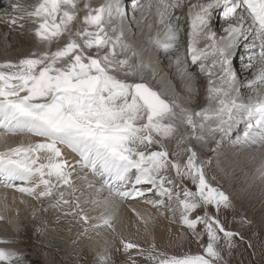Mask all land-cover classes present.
I'll return each mask as SVG.
<instances>
[{
    "label": "snow or ice",
    "instance_id": "6c2138e0",
    "mask_svg": "<svg viewBox=\"0 0 264 264\" xmlns=\"http://www.w3.org/2000/svg\"><path fill=\"white\" fill-rule=\"evenodd\" d=\"M8 8L0 19L22 35L26 29L34 46L21 58L0 61V142L9 134L38 139L0 150V184L37 200L51 198L50 207L84 224L96 219L92 228L111 229L114 217L85 212L74 183L78 168L97 178V192L108 193L85 203L108 208L116 199L156 195L160 199L146 202L159 206L166 197L196 241L206 235L207 243L171 257L153 245L148 257L156 264H225L221 241L231 250L234 238L243 237L209 213L231 201L209 182L204 165L211 161L200 160L191 142L215 151L217 134L227 136L243 122L235 143H264V0H135L131 18L125 0H10ZM218 9L221 35L211 23ZM133 26L139 42L130 39ZM242 42L251 50L246 69L252 72L243 82L232 59ZM161 53L170 62L174 56L186 88H193L196 68L207 78L205 106L186 107L167 76L157 81L161 88L152 86L146 73L157 79ZM166 141H175L176 150ZM260 161L257 174L264 180V153ZM121 244L144 255L135 242ZM0 264H22V255L0 247ZM129 264H135L131 257Z\"/></svg>",
    "mask_w": 264,
    "mask_h": 264
},
{
    "label": "bare ground",
    "instance_id": "6f19581e",
    "mask_svg": "<svg viewBox=\"0 0 264 264\" xmlns=\"http://www.w3.org/2000/svg\"><path fill=\"white\" fill-rule=\"evenodd\" d=\"M9 2L10 0H0V16H2L5 10L10 11L8 8ZM93 2L97 3L99 0H93ZM125 3L129 5L128 17L131 18L135 0H125ZM186 11L187 8L185 6V8L177 14L183 16ZM181 23L186 29V20H182ZM211 23L218 35L223 34L222 28L225 26V21L222 16V9H218L213 13ZM132 30L136 35L130 37V39L137 42L141 41L143 37L140 34V30L135 26H133ZM181 43L186 48V31H182L181 33ZM246 43L250 45L251 39ZM33 46L34 39L28 34L26 29L22 35L19 29L10 30L8 25L0 19V61L4 59L16 60L21 58L32 51ZM235 52L240 55V58L247 61V64L241 66L242 72H238V78L243 82L252 76V73H249L250 71L246 69L249 63L248 57L251 55V50L245 47V43L242 42ZM233 58L234 55L232 59ZM157 60L159 63L157 79L153 81L151 73H146V78L149 82L155 85L161 76H167L168 82L185 101L186 107L198 110L199 107L206 105L207 78L198 73V68L195 69L197 72L195 84L192 89H188L184 86L179 75L175 71L174 56L170 62L169 57L161 53V55L157 57ZM233 67L237 70L234 64ZM243 129L244 124L241 122L235 126L230 133L239 136L243 133ZM236 130L240 133L236 132ZM217 137H219V134H217ZM221 138L223 139L224 136ZM235 138L231 141L227 140L229 142L228 144L224 143L225 141L223 142V147L221 145L222 150L220 152L221 159L219 158L218 160L224 167V172H229L230 176L228 178V183L232 186L235 184V175H238L235 169L237 168L242 172L237 176L242 180L240 188L234 190L232 186L229 185V187L235 191L236 199L243 207L252 206L257 208L261 206L258 216H254L249 212V216L252 220L255 219L257 224H261L264 222V207H262L264 203V180H261L257 174V168L261 163L260 155L264 153V143L258 139L254 143H241L240 147L239 144L235 142L232 143ZM36 139L38 138L28 135L9 134L6 138V143L0 142V150L6 147L16 146L21 142L28 143L35 141ZM188 143L187 141V144ZM191 143L197 148L199 158L203 152L210 151L207 145L201 147L199 143L194 140ZM230 144H234L237 148H233V145L231 147ZM69 158L71 159V157ZM200 160H202V158H200ZM205 174L209 180L211 177L209 176L210 174H207L206 168ZM96 180L97 178L93 177L88 170L78 168L74 176L75 186L79 189L76 195L80 196L81 206L90 217L95 218L102 213L105 215H112L114 219L112 222L113 228L111 229L107 227L92 228L91 224L98 223L96 219H91L89 224H84L78 217L72 215L65 216L60 210L50 207V205L54 203V200L51 198L37 200L34 197L22 195L14 188L5 187L3 184H0V215L4 216V219L0 220V240L10 241L8 244H0V247L13 248L19 252L24 248V244L22 243L23 238L25 240H33V242H37V244L43 245L44 247L52 248L54 253L61 252L65 258L73 253H77L78 259L76 261L80 259L84 264H87L89 261L87 257L88 254L90 255V261L94 258L98 259V261L112 263L111 260L109 261V256L112 254L114 255L117 251L124 250L121 239L135 243L140 241L149 244V247L145 245L150 250H152L153 245L155 247L163 246L164 248L170 249L173 248V245H178L179 247L181 242L185 241L190 235L191 232H188L189 230L187 227L181 222L180 211L176 208V202L169 201L166 197L163 198V203L159 206H154L146 202L147 200L160 199L156 195H150L140 199H116L108 208L85 203V201L102 199L108 195L106 188L101 192L96 191V188H99V184L96 183ZM211 180L209 182H211ZM90 182L95 185V188H90L88 186ZM16 183L19 182L17 181ZM219 189H222L225 194H227V191L224 190L225 188ZM208 211L211 215L215 216L209 209ZM145 221H147L146 224ZM85 228H88L87 232L84 231ZM125 252L133 254V256L137 254V250L135 249H130ZM116 262H118L117 264H129V258L124 260L121 259ZM33 263L34 262H32V264ZM135 264H137L136 260Z\"/></svg>",
    "mask_w": 264,
    "mask_h": 264
},
{
    "label": "rangeland",
    "instance_id": "374dc122",
    "mask_svg": "<svg viewBox=\"0 0 264 264\" xmlns=\"http://www.w3.org/2000/svg\"><path fill=\"white\" fill-rule=\"evenodd\" d=\"M126 5L128 6L127 8H129V5L128 4ZM233 64L237 67L238 72L239 71L242 72L241 66L243 64H247V61L245 59L240 58V55H238L237 52H235L234 58H233ZM249 73H252V72L250 71ZM150 83L152 84L153 87L157 89L161 88V84H159L158 82H156L155 85L152 82ZM191 109H194V108H191ZM236 132L238 131L236 130ZM235 137H237V135L233 133H229L227 136H224L223 139L219 135V137H217V140L219 141V143L215 145L214 144L211 145V147L215 148V151H211L208 148L210 151L203 152L200 155V158H202V161H205V162L208 160L211 161V163H205L204 165V169L206 168L207 174H210L209 176L211 177L209 181L211 179L213 180V183H212V180L210 183L217 188H223V189L225 188L224 190L227 191V195L229 196L230 201H231L230 207L225 208L222 206L219 211H216L214 208H209V210L213 214H215V216H217V218L224 224V226L228 230L238 232L240 234V237H243V240H241L239 237L234 238L233 240L234 247L231 250L227 249L224 246V242L221 241L220 247L223 248L222 254L224 256L225 264H264V222H262L261 224L259 223L257 224L255 222V219L252 220V218L249 216L250 215L249 212L252 213L254 216H258L261 206L257 208L252 207V206L243 207L238 202L235 196V191H233L232 189L237 190L242 185L241 178L237 177L242 172L239 171L237 168L235 169V172L236 174L238 173V175H235L234 177L235 184L234 186H232L230 183H228L229 181L228 178L230 176L229 172L227 171L226 173L224 172V167L221 165V163L218 160L219 158L221 159L220 152L222 150L221 145L223 147V142L225 141L224 143L228 144L229 143L228 141H231ZM235 141H236V138L232 141V143ZM166 143H167V146L170 152L176 150L175 141H172V142L166 141ZM187 145H188L187 140H185V146ZM232 145H233V148H237L234 144H230L231 147ZM240 145L241 144H239V146ZM186 158H187L186 154L181 155L180 157L182 162L186 160ZM185 183H187V186L190 189H192L193 191L195 190L194 186L191 184L190 181H185ZM229 185L232 186V189L229 187ZM262 207H264V203L262 204ZM196 214H199V210L193 213L192 215L195 216ZM76 222H77V219H76ZM198 231H203L202 225H198ZM188 232H191V231L189 230ZM22 243L24 244V248L19 251V253L21 252V255H22V264H32V262H34L33 264H66V263L84 264L83 261L80 259L76 261L78 259L77 253H73L72 255L66 256L65 258L64 255L61 254V252L54 253L52 248L44 247L43 245L37 244V242H33V240H25L22 238ZM136 243H139V245L141 246L140 248L145 250L144 256L140 257V255H137V254H134L133 256V254H128L124 250H120V251L115 252L114 255L112 254L111 256H109V261L111 260L112 263H108L107 261H98V259H94V258H93L94 260L91 259L92 261H90V255L88 254L87 257L89 261L87 264H117L118 262L116 261L121 260V259L124 260L129 257L136 260L137 264H156L155 261H153L152 259L148 257V253L149 251H151L148 248L149 244L142 243L140 241H137ZM206 243H207L206 235L204 236L203 240L200 243H198L195 237L192 235V233H190L188 238L185 241L181 242L182 246L180 245L178 247V245H173V248H170V249L164 248L163 246H157L155 247V251L157 253L161 252L165 256L171 257L173 255L176 256V255H182L185 253L198 252L200 251L199 249L201 247V244H206Z\"/></svg>",
    "mask_w": 264,
    "mask_h": 264
}]
</instances>
